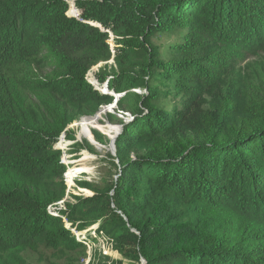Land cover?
<instances>
[{
	"label": "trees",
	"instance_id": "trees-1",
	"mask_svg": "<svg viewBox=\"0 0 264 264\" xmlns=\"http://www.w3.org/2000/svg\"><path fill=\"white\" fill-rule=\"evenodd\" d=\"M74 4L79 16L67 0H0V252L12 256L0 264H31L18 257L25 250H74L73 230L96 223L138 264H264V95L214 111L200 99L236 55L264 52V0ZM176 30L182 41L159 59L152 37ZM109 32L116 69L96 77L125 93L117 103L132 117L115 141L119 176L85 183L93 194L61 208L67 168L55 145L115 98L87 78L112 56ZM43 66L52 71L36 79ZM172 94L181 105L162 107Z\"/></svg>",
	"mask_w": 264,
	"mask_h": 264
},
{
	"label": "rangeland",
	"instance_id": "rangeland-1",
	"mask_svg": "<svg viewBox=\"0 0 264 264\" xmlns=\"http://www.w3.org/2000/svg\"><path fill=\"white\" fill-rule=\"evenodd\" d=\"M67 1L70 4L68 14L79 16L81 12L76 8L74 0ZM183 34L184 32L181 30L159 32L155 34L151 39V46L155 55L161 60L170 58L172 56L169 52L170 48L176 43L182 41ZM109 37L110 39L108 40V43L112 49V56L108 60L94 65L89 70L87 78L91 83L97 80V74H111V72L116 69L113 58L115 43L111 32H109ZM17 69V75L21 78L32 79L29 75L28 68ZM51 71L52 68L50 66H43L41 71L36 72V79L44 78L43 76H46L47 73ZM97 83L100 84L99 82ZM106 84L107 83L100 84L99 89L105 92H110L111 95L118 98L117 101L125 94L117 91H107ZM148 84L154 86L156 85V82L149 79ZM132 90L138 95H142L145 91L143 87ZM245 92L252 93L259 97L264 95L263 51L250 55H236L230 60V64L226 68L225 74L220 81L212 88L206 90L204 94L202 92L200 93V99H203L202 109H208L210 111L219 110L224 104H226V102L232 99L236 102L238 107L241 108L246 101ZM115 98L113 103L115 102ZM38 100L39 98L35 96L32 101L38 102ZM109 105L100 106L99 111L103 108L105 109ZM160 105L170 109L173 106H180L181 100L179 97L172 94L169 97L165 96L161 100ZM81 112L82 111L73 108L71 113L77 115ZM121 112L122 110L117 103L114 107L108 109V112L104 115V119L99 120L100 124L104 125L106 122H110L115 126L121 125V121L124 120L121 116ZM92 117H94V115H81L76 120H73L67 127V133H63L55 145L56 148L61 150L62 161L67 168L64 175L67 195L63 201L58 203L61 208L64 207V202L66 200L74 201L75 196H90L93 194V189H100L109 186L114 178L116 179L119 176L118 160L115 159L116 145L112 142V139H110V137L102 130L92 128L95 139L94 142L93 140L82 136L80 128L75 126L77 121H80L83 118ZM98 136H100L101 141L96 139ZM70 171H73L75 176L71 177ZM85 183L90 184L93 189L88 188ZM171 205L176 206L178 209L185 206L182 202L174 201H172ZM140 213L141 211H139V215ZM99 226L100 223H96L88 226V228L83 231L73 230L74 235L81 243L80 246L74 250L58 253L47 248H41L37 251L25 250L19 253L18 257L31 264H138V262H135L122 254L120 247L125 248L124 245H117L114 238L110 237L108 239V235L106 236L105 232H99ZM7 258L12 259V256L0 252V260H5ZM143 259L144 257L141 256V261Z\"/></svg>",
	"mask_w": 264,
	"mask_h": 264
},
{
	"label": "bare ground",
	"instance_id": "bare-ground-1",
	"mask_svg": "<svg viewBox=\"0 0 264 264\" xmlns=\"http://www.w3.org/2000/svg\"><path fill=\"white\" fill-rule=\"evenodd\" d=\"M111 108L112 107H109V109H111ZM106 112H108V109L103 108L101 111H99L97 113V115H94V117L83 118L80 121H77L75 123V126H78L80 128V130H81L80 133L82 136L89 138V139L93 140L94 142H95V139H94V133L92 131V128H98V129L102 130L103 132H105L110 137V139H113L115 132L118 130V126L112 125L110 122H106L104 125L100 124V122H99L100 119H104V115H106ZM80 170H79V172H80ZM70 174H71V177L75 176V173L73 171H70ZM71 183H73V182H71Z\"/></svg>",
	"mask_w": 264,
	"mask_h": 264
},
{
	"label": "water",
	"instance_id": "water-1",
	"mask_svg": "<svg viewBox=\"0 0 264 264\" xmlns=\"http://www.w3.org/2000/svg\"><path fill=\"white\" fill-rule=\"evenodd\" d=\"M112 94H113V93H112ZM117 99H118V98H115V102H114L113 104H110V105L107 106L106 108L109 109L110 106H111V107H114V106L117 104ZM130 118H132V117H130ZM128 120H129V119H128ZM127 122H128L127 120H124V123L118 126V130L115 132L114 137H113V139H112V142H113V143H115V141H116L118 135L120 134V132H121V131L123 130V128H124V124H126ZM142 264H145V259L142 260Z\"/></svg>",
	"mask_w": 264,
	"mask_h": 264
},
{
	"label": "built area",
	"instance_id": "built-area-1",
	"mask_svg": "<svg viewBox=\"0 0 264 264\" xmlns=\"http://www.w3.org/2000/svg\"><path fill=\"white\" fill-rule=\"evenodd\" d=\"M95 82H96V83H95ZM95 82H92V83L94 84V86H96L97 88H99V85H100V84L97 83L98 80H95ZM121 113H122L121 116H122V118H123L124 120H128V119H130V117H131V113H130V112L122 111ZM64 220H65L66 225L70 226V223L68 222V220H67L66 218H64ZM101 233H102V232H101Z\"/></svg>",
	"mask_w": 264,
	"mask_h": 264
}]
</instances>
